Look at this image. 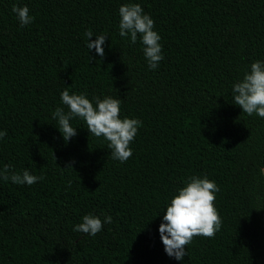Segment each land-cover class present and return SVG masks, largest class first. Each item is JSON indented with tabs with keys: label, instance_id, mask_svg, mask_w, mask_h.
Instances as JSON below:
<instances>
[{
	"label": "trees",
	"instance_id": "1",
	"mask_svg": "<svg viewBox=\"0 0 264 264\" xmlns=\"http://www.w3.org/2000/svg\"><path fill=\"white\" fill-rule=\"evenodd\" d=\"M139 3L155 21L163 59L148 66L140 34L119 35V8ZM33 21L21 26L13 6ZM106 34L104 56L85 33ZM91 57V59L89 58ZM264 61V0H0V264H264V118L233 103L232 88ZM121 99L142 122L132 156L79 117L65 142L52 114L61 92ZM69 164L72 167H67ZM219 191L212 238L196 236L182 261L159 226L191 176ZM88 214L112 217L96 235L74 231Z\"/></svg>",
	"mask_w": 264,
	"mask_h": 264
},
{
	"label": "clouds",
	"instance_id": "2",
	"mask_svg": "<svg viewBox=\"0 0 264 264\" xmlns=\"http://www.w3.org/2000/svg\"><path fill=\"white\" fill-rule=\"evenodd\" d=\"M21 26L30 24L34 17L29 14V8L13 6ZM121 17L119 22V35L130 38L132 44L137 41L140 34L144 45V56L151 69H156L164 58L162 45L159 43L161 36L155 31L154 19L144 12L139 3L122 4L119 8ZM92 31H87V48L95 49L96 53L104 56L103 44L106 34L95 35V40H90ZM91 59V57H89ZM233 103L242 108V112L251 116L253 114L264 118V61L257 60L251 64L250 72H246L243 79L236 82L232 88ZM93 102L84 93L70 94L68 89L61 92V101L67 106L68 111L57 107L52 114L58 121L59 130L65 142L77 134V127H73L71 121L74 117L81 118L87 125L91 135L99 138L103 136L109 143L113 159L126 162L132 156L130 143L138 133L142 122L138 119L120 117L121 99L105 96L102 99L97 96ZM7 135V131H0V139ZM72 167L69 164L67 167ZM10 165L5 164L0 169V179L15 184L32 185L42 176L31 174L27 169L22 174L10 172ZM73 168V167H72ZM219 188L215 181L207 176H191L185 186L178 189V194L171 198L163 215V221L159 226V233L165 252L170 257L182 261L187 255L186 246L196 236L212 238L220 229L222 220L214 205L216 193ZM112 217L106 216L103 221L100 217L88 214L82 217V222L77 224L74 231L84 234L96 235L104 224H110Z\"/></svg>",
	"mask_w": 264,
	"mask_h": 264
}]
</instances>
